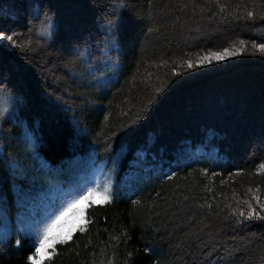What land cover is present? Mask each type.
I'll return each mask as SVG.
<instances>
[{"label": "trees", "instance_id": "1", "mask_svg": "<svg viewBox=\"0 0 264 264\" xmlns=\"http://www.w3.org/2000/svg\"><path fill=\"white\" fill-rule=\"evenodd\" d=\"M0 30V264H32L39 163L90 161L114 197L41 264H264V0H0Z\"/></svg>", "mask_w": 264, "mask_h": 264}, {"label": "rangeland", "instance_id": "2", "mask_svg": "<svg viewBox=\"0 0 264 264\" xmlns=\"http://www.w3.org/2000/svg\"><path fill=\"white\" fill-rule=\"evenodd\" d=\"M196 155L216 158V151H209L207 148H202L197 151ZM93 162L94 161H90L88 167L78 165L77 169L73 166L70 170L69 168L60 170L39 163L40 166L44 167V172L46 173V176L42 175L40 177V184H44L45 186L37 200L30 203V211L27 213L26 218H24V227H20L19 231L35 240L37 238L38 230L43 227L48 217L57 209L66 206L72 198L83 193L88 187L95 188L99 185L100 188L103 189L104 185L107 184L109 186L110 195L113 199V177L103 168L96 167ZM150 169V165L147 164L144 159L139 160L133 168L131 167V169L125 174L127 181L125 184L126 191H134L137 185L143 182L147 177ZM38 170H40V168H38ZM44 177H46V180L43 181ZM93 199L97 201L102 200L101 197H94ZM90 203L91 202H88L79 206L83 208V212L79 215H69L67 218V224L65 225V233L70 231L72 234L83 225L85 208ZM29 226H31L30 230ZM11 229V225L6 220L0 208V248L5 240L12 235ZM47 256L48 254H44L42 260Z\"/></svg>", "mask_w": 264, "mask_h": 264}, {"label": "snow or ice", "instance_id": "3", "mask_svg": "<svg viewBox=\"0 0 264 264\" xmlns=\"http://www.w3.org/2000/svg\"><path fill=\"white\" fill-rule=\"evenodd\" d=\"M223 7V6H222ZM248 17H252V13L248 12ZM239 19V17H237ZM42 24L50 23L48 21L47 16H45V20L41 21ZM0 41H8L11 43H15L13 35L7 34L6 31L0 30ZM243 43V41H241ZM259 47L261 50H264V44L254 45ZM225 53H228V49H224ZM216 59H222L223 57L219 53L212 54ZM192 63L189 62V67H192ZM94 197H101V201H97L93 199ZM112 197L110 195L109 186L107 184L104 185L103 189L97 185L95 188L88 187L83 193L78 194L74 198H72L66 206L57 209L54 211L44 223L43 227L38 230L37 238L33 241L32 247L34 251H32L31 255L27 257L32 264H41V260L44 254H48L49 248H53L57 241L63 242L64 240L71 239V232L65 233V225L67 224V218L69 215L76 216L83 212V208L79 207L80 205L86 204L88 202L96 203L111 200ZM257 203H259V198L256 197ZM248 203L249 212L248 219L253 218L255 215L260 219H264V216H261L260 213L256 212L252 207L250 202ZM264 208V205H261ZM240 215L243 216V210H241ZM31 226H29V230ZM17 244L20 243L19 240L16 241ZM147 251V249H146Z\"/></svg>", "mask_w": 264, "mask_h": 264}]
</instances>
